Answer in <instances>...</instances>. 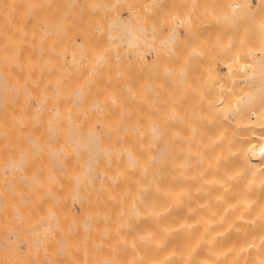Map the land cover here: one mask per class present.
Instances as JSON below:
<instances>
[{
  "label": "bare ground",
  "instance_id": "6f19581e",
  "mask_svg": "<svg viewBox=\"0 0 264 264\" xmlns=\"http://www.w3.org/2000/svg\"><path fill=\"white\" fill-rule=\"evenodd\" d=\"M145 1L146 12L140 13L138 24L137 11L138 16L111 22L109 18L107 39L104 31L87 32L70 23V29L55 30L62 26L52 25L48 17L55 0H5L0 159L3 153L5 164L13 158L6 172L13 171L19 183L15 188L13 175H8L12 183L7 187L0 177V202L5 200L4 208L0 204V231L8 226L11 238L25 247L16 253L20 245L13 241V247L5 234L3 246L0 242L3 260L6 253L14 255L12 264H264V0H224L217 18L220 27L214 29L213 20L208 25L206 18L202 28L208 35L209 28L218 34L222 30L225 42H215V36L207 41L214 39L217 46L212 41V49L215 54L219 50L220 60L224 53L225 75L218 73L207 53L204 62L202 56L192 55H201L195 48L201 39H194L199 31L191 34L186 26H195L191 10L182 19L187 22L189 17L185 40L175 29L164 37L169 33L159 32L161 25L150 31L154 25L146 29L145 19L147 10L148 16L160 11L164 19L163 6H157L159 0L153 5ZM212 1L203 3L213 6ZM127 2L135 9L139 5V0ZM27 7L35 12L31 24L24 21L31 12ZM223 10L225 20L235 22L229 24L233 30L245 28L251 36L241 32L246 36H236L238 41L232 31L228 36L229 22L226 29L220 23ZM174 16L165 18L172 21ZM128 18L136 20L135 26L142 23V29L132 30ZM12 19L17 21L10 23ZM242 20L250 28L254 22L255 31H248ZM146 31L156 36L149 38ZM189 41L194 42L191 48ZM180 44L183 54L189 53L185 59ZM176 48L184 71L182 65V71H176L175 61L181 63L173 56L179 54ZM146 52L161 58L156 63L151 59L147 67ZM198 60L202 67L197 68L207 69H195L200 78L192 73V62Z\"/></svg>",
  "mask_w": 264,
  "mask_h": 264
},
{
  "label": "rangeland",
  "instance_id": "374dc122",
  "mask_svg": "<svg viewBox=\"0 0 264 264\" xmlns=\"http://www.w3.org/2000/svg\"><path fill=\"white\" fill-rule=\"evenodd\" d=\"M114 1L115 0H55V3H51V11H48V17L49 18H53V20H51L50 19V22L52 23V25H53V23H54V26H55V23H57V25H58V23H59V25H62L61 27H59V26H55V30H57V28H58V30H59V28L61 29V30H64V28H67V29H70V26L68 25L69 23H70V25H72V27L71 28H81V29H85V31H87L88 32V30H94V31H97L98 30V32L101 30L102 32L105 30V31H107V29L109 28V27H111V26H109V23L112 21V20H114V19H116L117 17L119 18H127L128 16L130 17L131 16V14H133V13H135L134 15L135 16H138V14L136 15V13L137 12H139V18L137 17V22H135L136 20L134 19V22L136 23V24H138V22H140V13H142V15H143V13L145 14V12H146V10L144 9V7H145V4H143L142 3V0H139V5H138V7L135 9V6H133L134 4H131V6H130V3L129 2H127V1H129V0H118V2L116 1L115 3H114ZM136 1V0H135ZM152 1H154V0H150L149 1V4L151 5H153V3H152ZM172 1V2H171ZM180 1V0H179ZM187 0H181L180 2H177V0H167V2L165 3V2H162V0H159L158 1V3H160V5L156 2V0H155V2L157 3V6H163V9H164V11L162 12V13H164V15H163V17H164V19H162V14L160 13V11H158L157 13H155L156 15L154 16V18H156V19H153V16L151 17L150 15V17L148 16V12H149V14H151V11H148L147 10V14L145 15V16H143V17H145V19H146V21L148 22V23H146V29L148 28V24H150V28L152 27V25H154L153 26V28L150 30V31H152L153 29L156 31V29H157V27L158 26H160L159 28H158V30H159V32L160 31H162V33H164L163 31H167V30H171V29H175L176 30V32H178L179 30V32H178V35L179 36H181V37H183V29H187V27H188V29L190 28V29H192V32H191V34H194L195 32H193V29H195V31H196V33H198V31H199V35L198 34H196V37H194V39L196 38V40L198 41V38H199V40L201 39V45H199L198 46V44H197V47H195L196 49L199 47V50L198 51H201V55H200V52L199 53H195V54H192V52L190 51V48L192 47V45H194V42L193 43H191L192 41H191V39H190V43L191 44H188V42H187V46L189 45L190 46V48H189V51H190V53L192 54V55H195V57H196V55L199 57V56H202V62H204V61H206V59L208 60V58L210 59L211 58V62H212V59L213 60H215V62H213L212 64H213V66L215 67V69L218 71V73L220 74V75H225V69H226V67H225V64H224V66H223V61H225V55H224V53H223V55H222V60H220L219 59V57L218 56H220L219 54H218V51H215V52H217V54H215L214 53V50L212 49V46L213 45H215L214 44V39L213 40H211V43H210V40L209 41H207V39L208 38H210V39H212V36L214 37L215 36V42L217 41V40H221L220 42H222L223 40L220 38V34L222 35L223 33H221L222 32V30H221V32H220V28H219V34H218V31L217 30H215L217 33H215V31H213V29H214V27H216V26H218V27H220V25H219V20L217 19V18H219V14L220 15H222L221 13H222V8H221V6L223 7V5H222V3H224V5L226 4L225 2L226 1H222V0H215V5H211V4H208V5H204V3H206L207 1H209V0H204V3H203V0H199V2H201V4L198 2V10L195 12L194 11V8L196 7V3H197V1L195 0V2H194V0H193V4H191V3H187L186 2ZM210 1H212V0H210ZM214 1V0H213ZM212 1V3H214ZM218 1H220V3H218ZM256 0H252V2L253 3H256L255 2ZM147 2H148V0H147ZM146 1H145V3H147ZM151 2V3H150ZM155 2H154V4H155ZM175 2H177V4H175ZM229 1H227V3H228ZM162 3V4H161ZM181 3V6H179V4ZM183 3V4H182ZM187 3V4H186ZM203 3V4H202ZM209 3V2H208ZM12 4V3H11ZM196 4V5H195ZM143 5H144V7H143ZM146 5H148V4H146ZM173 5V6H172ZM178 7H177V6ZM203 5H204V7H203ZM12 6V5H11ZM14 6V5H13ZM133 6V7H132ZM168 6V7H167ZM186 6V7H185ZM193 6H195V7H193ZM211 6V7H210ZM216 6H218V7H216ZM6 7V4H5V0H0V31L1 30H3V23H4V15L6 14V12H5V10L3 11L2 9H4ZM148 7H151V6H149L148 5ZM147 7V8H148ZM153 7V6H152ZM200 7H201V9H200ZM215 7H216V9H215ZM225 7V6H224ZM29 7H27V9H28ZM49 8V9H50ZM146 8V9H147ZM168 8H169V10H168ZM214 8V9H213ZM150 9V8H149ZM178 9H180L181 10V12H180V10H178ZM187 9V10H186ZM197 9V8H196ZM195 9V10H196ZM29 11H31L30 9H28ZM145 10V11H144ZM157 10H159L158 9V7H157V9H156V11ZM162 10V9H161ZM177 10V11H176ZM193 12L192 14H191V11ZM137 11V12H136ZM155 11V9H154V11L153 12H156ZM179 11V12H178ZM200 11V12H199ZM214 11V12H213ZM22 12H23V10H22ZM22 12L20 11V12H18L17 14H22ZM28 11L26 10V12H23V13H27ZM32 12V11H31ZM30 12V14H26L27 15V17L28 18H26V19H24V21H25V23H28V22H30V20H34L35 21V19L34 18H32V17H30V15H33V13L35 14V12H32L31 13ZM41 12V11H40ZM153 12H152V14H153ZM205 12V13H204ZM115 13L117 14V15H115ZM178 13V14H177ZM188 13H189V15L191 14L192 16L194 15V18H196V20L193 18V17H191V20L192 19H194L195 21H192V22H194V24H195V26L193 27H191V25H186L187 24V22H189L188 21V19H189V17H188V19H186L187 20V22L185 21L184 22V20H182L183 18L185 19V15H188ZM206 13H207V16H206ZM208 13H209V17H208ZM210 13H212V18L213 19H211V16H210ZM215 13V14H214ZM42 14V13H41ZM41 14H39L38 15V17H37V20H40V23H41V19H39V16L41 15ZM180 14V15H179ZM205 14V15H204ZM49 15H51V16H49ZM141 15V16H142ZM166 15H171V16H174L175 17V19L174 18H172V21H171V19H166L165 17H166ZM196 15H199L200 17H198V16H196ZM223 15H224V10H223ZM36 16H37V12H36ZM179 16H180V18H179ZM196 16V17H195ZM218 16V17H217ZM115 17V18H114ZM203 17V18H202ZM217 19H215V18ZM222 16H220V19H221V21H222V18H221ZM109 18L111 19L110 20V22H108L109 21ZM132 18V17H131ZM133 18H135V17H133ZM177 18V19H176ZM179 18V19H178ZM206 18H207V21H208V25L210 24V22L209 21H211V23H212V20H213V23L214 22H216L217 21V23H216V25L215 24H211V27L213 28H209L210 26H208L207 28H209L210 29V33H209V35H208V29H203L202 27H206ZM211 20H210V19ZM129 19V18H128ZM152 19V20H151ZM159 19H160V23H159ZM200 19V20H199ZM133 20V19H132ZM141 20H144V19H141ZM166 20V22H163L162 23V21H165ZM176 20V21H175ZM182 20V21H181ZM202 20V21H201ZM204 20V21H203ZM17 21V19H12L11 21H9L10 23H14V22H16ZM28 21V22H27ZM33 21V22H34ZM129 22H130V25L132 26V24H134V22H132L130 19L128 20ZM178 21V22H177ZM247 21V20H246ZM21 22H23V19H22V21ZM107 22V23H106ZM132 22V23H131ZM141 22H143V21H141ZM145 22V21H144ZM143 22V24H144V26H145V23ZM157 22V23H156ZM171 22V23H170ZM190 23V24H193V23ZM224 22V25H225V22H227V20H225V15H224V19H223V21L222 22H220L221 24ZM229 22V21H228ZM227 22V23H228ZM238 21H236V23H237ZM242 22V24H244V22H245V20H244V22H243V20L241 21ZM241 22H240V24H241ZM248 22H249V25H250V23L252 22V21H249L248 20ZM34 23H36V22H34ZM40 23H38L37 22V24L38 25H36V27L37 28H41V26L42 25H40ZM68 23V24H67ZM158 23H159V25H158ZM169 23V24H168ZM176 23V24H175ZM198 23H199V27L197 26L198 25ZM226 23V24H227ZM233 23H235V22H229L227 25H228V29H226V26L227 25H225V27L224 26H222L221 25V28H224V29H226V30H228V36H229V33L232 31V33L235 35L234 37V40L236 41H238V37H236V36H246L245 34H248V32H245V28H240L239 27V29H242L243 31H240V30H238L237 29V31L239 32L240 31V33H238L236 30H233V28H231L230 26H229V24H233ZM247 23V22H246ZM246 23L244 24V27H246V29L247 28H250V26H248V24H247V26H246ZM29 24H31V22L29 23ZM104 26H103V25ZM152 24V25H151ZM172 24H173V27H172ZM178 24V25H177ZM181 24V26H179ZM182 24H183V27H182ZM202 24H204V26L202 25ZM254 26H253V25ZM252 26H251V28L250 29H254L253 31H255V28H256V26H255V24H254V22H252ZM67 25V26H66ZM78 25V26H77ZM106 25V26H105ZM165 25V26H164ZM177 25V26H176ZM184 25H186L185 27H184ZM200 25H202V26H200ZM213 25V26H212ZM215 25V26H214ZM235 25V27H238V24H237V26H236V24H234ZM134 26H135V24H134ZM134 26H132V30L134 29H136L137 27H138V29L137 30H139L141 27L140 26H142V23L140 24V25H138V26H135V28H133ZM143 26V27H144ZM163 26H164V29H163ZM170 26H171V28H170ZM161 27H162V29H161ZM169 27V28H168ZM176 27H177V29H176ZM196 27H197V29H196ZM217 27V28H218ZM198 28H199V30H198ZM52 29H54V27H52ZM86 29H88V30H86ZM110 29V28H109ZM142 29V28H141ZM188 29L187 30H184L185 31V33L188 31ZM189 29V30H190ZM236 29V28H235ZM76 30V29H75ZM111 30H112V27H111ZM114 30V29H113ZM136 30V31H137ZM149 30V29H148ZM248 31H249V29H247ZM67 31V30H66ZM93 31V32H94ZM104 31V32H105ZM145 30H143V32H144ZM150 31L148 32V31H146V32H148V33H150ZM191 31V30H190ZM207 32V34H206V32ZM211 31H213V33H211ZM230 31V32H229ZM68 32H70V31H68ZM71 32H73L75 35H77L78 36V34H76L77 32L76 31H74V29L73 30H71ZM92 32V31H91ZM90 32V33H91ZM101 32V33H102ZM103 32V33H104ZM168 33L169 32H171V31H167ZM172 32H174V31H172ZM176 32H174L173 34H176ZM204 32V33H203ZM223 32H224V30H223ZM241 32H244V33H241ZM250 32L251 31H249V34H248V36L250 35L251 36V34H250ZM81 33H82V31H81ZM161 33V34H162ZM200 33H201V37H200ZM216 35H215V34ZM232 33H230V35H232ZM252 33V32H251ZM73 34V35H74ZM92 34V33H91ZM94 34V33H93ZM96 34H97V32H96ZM107 33L105 32V35H106ZM155 36H156V33L154 32L153 33ZM153 34H149V38H150V35L152 36ZM254 34V33H253ZM98 35H99V33H98ZM105 35H104V37H105ZM166 35H170V33L169 34H164V37H166ZM177 35V36H178ZM204 35V36H203ZM158 36V35H157ZM176 36V35H175ZM176 37L175 39L177 40V38L179 39L180 37ZM211 36V37H210ZM218 36H219V38H218ZM81 37V36H80ZM99 37H102L101 36V34L99 35ZM144 37L147 39V36H145V34H144ZM160 37V36H159ZM222 37V36H221ZM225 37H227V33H225ZM106 38L108 39V36L106 35ZM144 38V40H145V42H146V39ZM148 38V39H149ZM230 38V37H229ZM229 38H227V40L229 39ZM232 38H233V36H232ZM106 39V40H107ZM109 39H110V37H109ZM157 39H161V37L160 38H157ZM181 39V38H180ZM180 39H179V41H180ZM184 39V37L182 38V40ZM204 39H205V41H204ZM239 39H240V37H239ZM75 40L78 42L79 41V37H78V39L75 37ZM176 40H174L175 42H176ZM185 40V39H184ZM188 40H189V36H188ZM224 40H225V38H224ZM149 41V40H148ZM178 41V40H177ZM179 41H178V43H179ZM197 41H196V43H197ZM212 41H213V45H212ZM159 42V41H158ZM181 42V41H180ZM183 42V41H182ZM199 42V43H200ZM202 42L204 43V45L202 44ZM207 42V43H206ZM223 42H225V41H223ZM147 43V42H146ZM150 43V42H149ZM149 43H148V45H149ZM160 43H161V41H160ZM177 43V44H178ZM185 43V42H184ZM195 43V44H196ZM174 44V43H173ZM173 44H171V46L173 45ZM176 44V45H177ZM207 44H208V46H210L208 49L206 48V46H207ZM147 45V48H148V50H149V46ZM150 45H152V43H150ZM164 45V44H163ZM162 45V46H163ZM204 47H203V46ZM153 46H154V43H153ZM181 46V44L179 45V47ZM183 46V45H182ZM201 46H202V48H201ZM215 46H217V44L215 45ZM168 47V46H167ZM214 47V46H213ZM147 48H146V46H145V49L147 50ZM151 48V47H150ZM181 48V47H180ZM193 48H194V46H193ZM195 48H194V50H195ZM215 48V47H214ZM157 49H159V47L157 48ZM163 49V48H162ZM185 49L187 50V48H186V46H185ZM210 49H212L211 50V53H210ZM217 49V48H216ZM161 50V49H160ZM160 50H159V52H160ZM168 50H169V48H168ZM176 50L178 51V53H179V50L176 48ZM175 50V51H176ZM181 50H182V56H183V58L185 59V55H188V54H186V53H184L183 54V52H185V50H184V46H183V48H181L180 49V52H181ZM197 51V50H196ZM195 51V52H196ZM156 52V51H155ZM164 52V51H163ZM172 52H173V50H172ZM147 53V52H146ZM149 54H151L152 52L151 51H149L148 52ZM147 53V54H148ZM165 53V52H164ZM204 53H207L206 54V56H205V54ZM147 54H145V56H146V60H147V63L149 62V61H151V59H153L154 57L153 56H151V55H147ZM166 54H168L167 52H166ZM170 54H171V52H170ZM181 54L179 53L178 55H176L175 54V52H174V54H173V56L175 55V56H178L177 58H175V59H181V63L180 62H176L175 61V63H176V67H177V65H178V68L176 69V71L179 69L180 70V68H181V65H182V68H183V65L185 66V68H186V65L184 64L185 62H183V58L181 57L180 58V56H181ZM213 54V55H212ZM152 55H154V53H152ZM156 55V54H155ZM160 55L162 56V54L160 53ZM165 55V54H164ZM164 55H163V57H164ZM191 55V56H192ZM203 55L205 56V57H208V58H206L205 60H204V58H203ZM166 56V55H165ZM169 56V55H168ZM215 57V59H214V57ZM156 57V56H155ZM170 57V56H169ZM188 57V56H187ZM197 57V59H199ZM213 57V58H212ZM216 57H218V58H216ZM157 58V57H156ZM156 58H154L155 60H154V62L155 61H157L158 60V58H161V57H158L157 59ZM165 58V57H164ZM192 58H193V56H192ZM189 59L191 60V57H189ZM188 59V60H189ZM200 59V60H201ZM170 60V59H169ZM193 60V59H192ZM163 61V63H164V60H162ZM166 61H167V59L165 60V63H166ZM171 61H172V58H171ZM153 62V61H152ZM173 62V61H172ZM190 62V61H189ZM207 62H210V60L209 61H207ZM204 63V65H207V67H208V65H209V63ZM156 63V62H155ZM159 63H160V60H159ZM169 63H170V61H169ZM174 63V64H175ZM192 63H195V65L194 66H192V64H191V66L194 68L193 69V71H192V69H191V71H192V73L194 74V71H195V74L197 75V76H199V78H200V75H198V72L197 71H203V69L205 70L206 68H201L202 70H200V67H199V65H201V67H202V63L201 62H199V60L198 61H194V62H192ZM214 63H215V65H214ZM152 64V63H151ZM171 64V63H170ZM180 64V65H179ZM196 64H199L198 65V67H199V69L197 68V66H196ZM149 65H150V63H148L147 64V67H149ZM154 65V64H153ZM157 65V64H156ZM161 66H162V64H160ZM160 65H157V67H159ZM166 66H167V63L165 64ZM160 66V67H161ZM164 66V65H163ZM165 66V67H166ZM180 66V67H179ZM213 66H210L209 65V67H210V69H211V67H213ZM220 66V67H219ZM151 67V66H150ZM172 67V68H171ZM170 67V69L171 70H174V66H171ZM190 67V66H189ZM223 67V68H222ZM155 68V67H154ZM169 68V67H168ZM182 68H181V70L180 71H182ZM191 68V67H190ZM153 69V68H152ZM151 69V70H152ZM187 69V68H186ZM195 69H197V71L195 70ZM148 70V69H147ZM207 70V69H206ZM175 71V70H174ZM183 71H184V68H183ZM209 71V70H208ZM207 71V74L209 75V72ZM220 71V72H219ZM153 72H155V71H153ZM205 72V71H204ZM223 72V73H222ZM186 73V72H185ZM189 73H191V72H189L188 71V75H189ZM191 73V74H192ZM201 73V72H200ZM187 74V73H186ZM206 73L204 74V76L205 75H207ZM207 75V76H208ZM182 76V75H181ZM183 76H185L184 74H183ZM197 76H196V79L198 80V78H197ZM187 78H190V77H188V76H186ZM195 78V77H194ZM208 78V77H207ZM192 79H193V76H192ZM205 79V78H204ZM201 80V79H200ZM7 146H11V145H7ZM12 147V146H11ZM9 149H10V147H9ZM6 150H8V147H7V149ZM7 151H5V155H7V153H6ZM11 152H12V150H11ZM10 153V152H9ZM9 155V154H8ZM7 155V156H8ZM0 156H1V154H0ZM4 156V153L2 154V157ZM12 156V155H11ZM2 157H1V159H0V171L2 172V171H4V172H0V174L2 175V176H0V177H3L4 176V180L5 181H7L6 182V184L8 183V181L10 182V178H9V180L7 179L6 180V178L8 177V175H9V177L10 176H12L13 175V181H14V183H15V188H17L16 186H18V183L19 182H16V179L14 178L16 175H15V173L13 172V171H8V172H6L7 170H9V168H11L12 166H10V164L8 163L9 161H10V163H12L11 162V160H13V158L12 157H10L9 156V158H11L7 163L9 164L8 166L5 164V162H3V161H6V158L4 157L3 158V161H2ZM8 158V159H9ZM3 163V164H2ZM5 164V165H4ZM10 166V167H9ZM6 174V175H5ZM6 177V178H5ZM17 177V176H16ZM3 179V178H2ZM0 181H1V183H3V181L0 179ZM10 183H12V182H10ZM9 186V184H7V187ZM13 186V185H12ZM12 186H11V188H12ZM1 187H3V186H1ZM10 187V186H9ZM11 188H10V191H11ZM5 189H7L6 191L8 192V190H9V188H6L5 187ZM13 189V193H14V188H12ZM1 191H3V189H1ZM16 192V191H15ZM12 193V192H11ZM4 194H5V192H4ZM3 194V195H4ZM6 194H8V193H6ZM10 194V193H9ZM14 195H15V193H14ZM6 195H4V197H5ZM16 197H17V195H16ZM2 198V196H0V199ZM12 198V196H10V200L13 202V200L11 199ZM14 198H15V196H14ZM3 199V198H2ZM5 200H3V202H4ZM2 202V201H1ZM1 202H0V204H1ZM3 202H2V206L0 205V210H1V212H0V214L2 213V208H4V205H3ZM7 202H8V200H7ZM9 203H10V201H9ZM15 203V202H14ZM8 204V203H7ZM9 206V209H10V205H8ZM2 207V208H1ZM5 207H6V205H5ZM75 207H77V206H75ZM12 208V207H11ZM13 208H14V210L16 209V207H14L13 206ZM6 209H8L7 207L4 209V210H6ZM77 210H78V208H76ZM14 210L12 209V211L14 212ZM10 212H11V210H10ZM13 212H11V213H13ZM7 213V211L5 212V214ZM8 213H9V211H8ZM14 213H17V212H14ZM13 213V214H14ZM3 214V213H2ZM1 214V215H2ZM15 216H16V214H15ZM3 217H4V215H3ZM8 217H9V215H8ZM12 217L13 218H15L13 215H12ZM6 220V219H5ZM8 221V220H7ZM16 221H17V218H16ZM15 221V222H16ZM9 222H11V220H10V217H9ZM9 222H7V224H9ZM14 222V221H13ZM3 223V225H4V221L2 222ZM16 223H18V222H16ZM16 223L14 224V225H16ZM6 224V223H5ZM6 224V225H7ZM11 224V223H10ZM0 225H1V223H0ZM5 225V226H6ZM18 225V224H17ZM16 225V226H17ZM5 226H4V228H5ZM19 226V225H18ZM17 226V227H18ZM8 227V226H7ZM7 227H6V229H5V231H0V233H3V234H0V242H1V244L2 243H5L4 241H2V239L3 240H5L7 237H10L11 238V233H7V231H8V229H7ZM10 227H12V225H10ZM15 226H13V228H14ZM2 229V228H1ZM0 229V230H1ZM3 230V229H2ZM7 230V231H6ZM10 230H11V228H10ZM18 230H19V227L16 229V231L18 232ZM10 232V231H9ZM7 236H6V235ZM12 234H15V233H12ZM3 235H4V237H3ZM8 235H10V236H8ZM17 235V234H16ZM5 236H6V238H5ZM15 236V235H14ZM10 238H8L7 239V242L8 241H10L9 239ZM16 238H17V236H16ZM11 241H12V243H13V241H16V239H15V237H12L11 238ZM18 241H20V240H18ZM7 242H6V244H7ZM1 244H0V247H2L3 246V244H2V246H1ZM14 244H15V242L13 243V247H14ZM21 244H23V245H21ZM9 245V244H8ZM8 245L7 246H5V244H4V246L9 250V248H10V245H11V242H10V245H9V248H8ZM18 245H20L19 247H20V249H18V247H15V252L16 253H20L19 251H22L23 249H24V247H25V244L24 243H22V242H18V244H17V241H16V246H18ZM2 249H3V247H2ZM7 250V251H8ZM19 250V251H18ZM12 251H14L13 249H12ZM5 251L3 250V253H4ZM9 253H11V251L9 250ZM2 253H1V251H0V255H1ZM12 254H13V252H12ZM3 255V254H2ZM2 255H1V258H2V260H3V257H2ZM5 255H7V256H5V258H4V262H3V264H12V263H10L11 261H13V256L14 255H8V254H6L5 253ZM4 256V255H3ZM17 256V258H19V256H18V254H15V257ZM10 258H12V259H10ZM10 259V260H9ZM17 262V261H16ZM16 262H15V264H16ZM2 262H0V264H1ZM13 263H14V261H13Z\"/></svg>",
  "mask_w": 264,
  "mask_h": 264
}]
</instances>
